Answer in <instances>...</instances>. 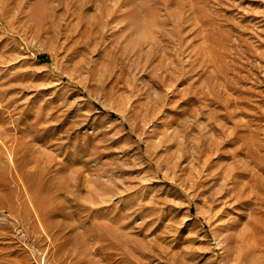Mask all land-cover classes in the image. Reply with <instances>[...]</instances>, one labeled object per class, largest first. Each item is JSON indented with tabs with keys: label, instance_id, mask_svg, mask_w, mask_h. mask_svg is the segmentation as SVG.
<instances>
[{
	"label": "rangeland",
	"instance_id": "1",
	"mask_svg": "<svg viewBox=\"0 0 264 264\" xmlns=\"http://www.w3.org/2000/svg\"><path fill=\"white\" fill-rule=\"evenodd\" d=\"M0 264H264V0H0Z\"/></svg>",
	"mask_w": 264,
	"mask_h": 264
}]
</instances>
